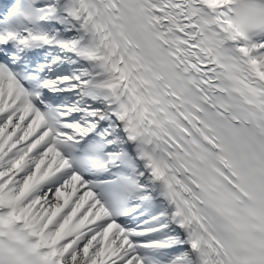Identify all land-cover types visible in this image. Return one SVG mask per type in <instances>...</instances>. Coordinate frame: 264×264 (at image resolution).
<instances>
[{
	"label": "snow or ice",
	"instance_id": "1",
	"mask_svg": "<svg viewBox=\"0 0 264 264\" xmlns=\"http://www.w3.org/2000/svg\"><path fill=\"white\" fill-rule=\"evenodd\" d=\"M0 264H264V0H0Z\"/></svg>",
	"mask_w": 264,
	"mask_h": 264
}]
</instances>
